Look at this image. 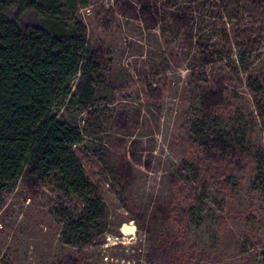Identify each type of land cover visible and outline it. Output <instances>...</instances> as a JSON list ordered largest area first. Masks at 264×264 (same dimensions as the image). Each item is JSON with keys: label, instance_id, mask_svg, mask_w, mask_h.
<instances>
[{"label": "rangeland", "instance_id": "rangeland-1", "mask_svg": "<svg viewBox=\"0 0 264 264\" xmlns=\"http://www.w3.org/2000/svg\"><path fill=\"white\" fill-rule=\"evenodd\" d=\"M7 14L46 24L18 4ZM77 19L81 66L99 42L109 73L87 103L81 70L54 113L82 131L73 151L105 213L74 234L83 201L54 187L31 196L21 179L0 208V264H165L152 250L176 218L202 253L194 264H264V0H91ZM217 81L223 111L207 113ZM219 136L234 153L206 175L200 144Z\"/></svg>", "mask_w": 264, "mask_h": 264}, {"label": "trees", "instance_id": "trees-1", "mask_svg": "<svg viewBox=\"0 0 264 264\" xmlns=\"http://www.w3.org/2000/svg\"><path fill=\"white\" fill-rule=\"evenodd\" d=\"M16 4L19 14L34 11L46 24L20 27L7 14ZM90 4L91 0H0V208L21 179L31 196L54 187L83 201L81 213L67 223L74 234L105 213L100 194L73 151L83 141L82 131L66 120H57L54 113L55 105L72 93L71 82L81 70L78 90L87 103L107 80L109 58L101 43L94 44L81 66L88 35L77 15ZM70 18L75 21L72 25ZM223 87L217 81L207 88V113L223 111ZM76 99L77 93L73 102ZM200 146L214 162L205 174L224 173L223 159L232 156L233 147L221 136ZM170 206L167 203L162 208L168 211ZM187 235L185 222L176 218L170 233L152 252L165 264H194L202 253Z\"/></svg>", "mask_w": 264, "mask_h": 264}, {"label": "bare ground", "instance_id": "bare-ground-1", "mask_svg": "<svg viewBox=\"0 0 264 264\" xmlns=\"http://www.w3.org/2000/svg\"><path fill=\"white\" fill-rule=\"evenodd\" d=\"M122 232H123L124 234H128V233H129V225H128V224H124V225L122 226Z\"/></svg>", "mask_w": 264, "mask_h": 264}]
</instances>
